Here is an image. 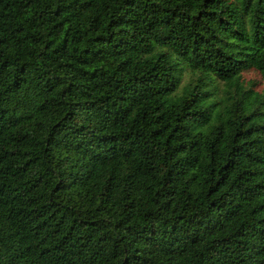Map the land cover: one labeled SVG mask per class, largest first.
<instances>
[{"label": "trees", "instance_id": "trees-1", "mask_svg": "<svg viewBox=\"0 0 264 264\" xmlns=\"http://www.w3.org/2000/svg\"><path fill=\"white\" fill-rule=\"evenodd\" d=\"M264 0H0V264H264Z\"/></svg>", "mask_w": 264, "mask_h": 264}, {"label": "rangeland", "instance_id": "rangeland-1", "mask_svg": "<svg viewBox=\"0 0 264 264\" xmlns=\"http://www.w3.org/2000/svg\"><path fill=\"white\" fill-rule=\"evenodd\" d=\"M244 79L252 81V87L258 91H264V79L254 70H248L243 73Z\"/></svg>", "mask_w": 264, "mask_h": 264}]
</instances>
